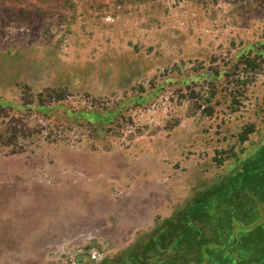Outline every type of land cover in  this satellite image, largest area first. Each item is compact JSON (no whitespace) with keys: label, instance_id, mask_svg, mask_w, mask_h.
Listing matches in <instances>:
<instances>
[{"label":"rangeland","instance_id":"1","mask_svg":"<svg viewBox=\"0 0 264 264\" xmlns=\"http://www.w3.org/2000/svg\"><path fill=\"white\" fill-rule=\"evenodd\" d=\"M263 254L264 0H0V264Z\"/></svg>","mask_w":264,"mask_h":264},{"label":"trees","instance_id":"2","mask_svg":"<svg viewBox=\"0 0 264 264\" xmlns=\"http://www.w3.org/2000/svg\"><path fill=\"white\" fill-rule=\"evenodd\" d=\"M233 241H235V239L233 240ZM161 244H163V243H161V242H159L158 244H156L157 246H159V245H161ZM258 244V243H257ZM257 244H255L252 248H254L255 246H257L256 248H259L258 247V245ZM261 257H263L264 258V254L263 255H261V256H258V258H257V261L256 262H254V260L252 259V260H249V261H244V263H238L237 261H236V264H264V260L262 259V260H260L261 259Z\"/></svg>","mask_w":264,"mask_h":264}]
</instances>
